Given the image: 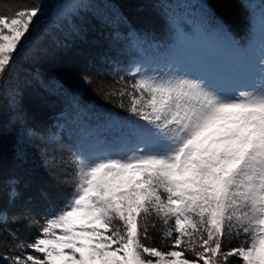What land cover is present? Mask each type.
I'll use <instances>...</instances> for the list:
<instances>
[{
  "label": "snow or ice",
  "instance_id": "obj_1",
  "mask_svg": "<svg viewBox=\"0 0 264 264\" xmlns=\"http://www.w3.org/2000/svg\"><path fill=\"white\" fill-rule=\"evenodd\" d=\"M201 11L204 31L241 53L228 78L157 77L136 66L126 73L134 82L117 88L122 76L109 86L108 95L128 98L131 117L117 121L127 129L123 147L46 159L73 191L42 224L31 221L39 228L32 241L0 242L6 264H264V4L259 35L243 43L206 5ZM41 15L42 3L0 13V86ZM152 216L164 237L175 233L168 250L145 243ZM241 233L240 246L223 250Z\"/></svg>",
  "mask_w": 264,
  "mask_h": 264
},
{
  "label": "trees",
  "instance_id": "obj_2",
  "mask_svg": "<svg viewBox=\"0 0 264 264\" xmlns=\"http://www.w3.org/2000/svg\"><path fill=\"white\" fill-rule=\"evenodd\" d=\"M39 1L0 0V13L10 15ZM192 1L199 8L202 4L206 5L228 25L233 34L242 37L249 30L250 16L259 11L260 4H264V0ZM180 2L82 0L70 11L48 17L40 27L39 34L26 45L27 49L19 53L14 70L0 86V213L9 217L8 223L0 222V242L5 246L36 238L39 228L31 221L39 220L42 224L50 211L63 207L73 191L71 186L64 183L65 177L59 170L53 172L45 165L46 159L51 164L54 157L56 160L67 158L71 150H66L65 146L61 148L62 151L54 149L51 139L46 143L34 134L30 136L31 143L20 148L19 125L35 133H52L58 135V139L67 140L62 124L71 116L79 121L80 115L81 118L86 117L81 110L89 109V115L98 116L104 127L110 124L107 122L108 119L112 120L111 116L116 119L127 117V96L108 95L109 86L122 76L124 81L117 88L125 82H134L133 76L127 75L123 69L122 73L119 68L127 65L137 48L147 49V52L159 56L166 54L164 44L169 40L168 28ZM141 8L147 10L146 14ZM182 9L179 13L183 16ZM131 14L139 19L140 24L131 18ZM143 28H150L151 32H143ZM81 30L86 33L76 37ZM59 35L62 36L58 38ZM48 41L51 43L50 58L42 53L45 44H50ZM154 41L162 45L157 43L153 47ZM48 64H51V68ZM86 76L91 78V83L85 81ZM9 85L17 91L12 101L6 94L12 89ZM122 102L124 108L119 107ZM13 217L16 219L13 220ZM148 222L150 239L145 243L168 250L175 233L172 238L164 237L165 226L155 216L149 217ZM153 222L155 228L151 227ZM244 239L243 233L239 237L233 234L231 239L226 237L223 250L240 246ZM240 262L238 257L228 259L230 264ZM0 264L6 262L0 258Z\"/></svg>",
  "mask_w": 264,
  "mask_h": 264
},
{
  "label": "rangeland",
  "instance_id": "obj_3",
  "mask_svg": "<svg viewBox=\"0 0 264 264\" xmlns=\"http://www.w3.org/2000/svg\"><path fill=\"white\" fill-rule=\"evenodd\" d=\"M81 1L82 0H40L39 3L43 4V15L38 17L40 21L38 28L35 31L30 29L31 36L29 41L39 34L38 32L41 30L40 27L48 19V17H50L52 14L63 13L66 10L70 11ZM180 9H182L183 16L178 14ZM200 9L201 8H199V6L192 0H181L179 7L177 8V12L175 11L176 14L173 15V19L180 21L179 18L183 17V21L185 22L187 28L186 33H189V35L187 38H183V30L185 29H179L182 25L179 24V22H174L176 27L170 26L172 28H168L169 43L164 45H167L166 48L170 51V53L164 58V61H159L157 58L153 60L152 56H150V53L147 52L149 50L137 48L136 54L131 56L130 60L127 62V65L124 67L122 65L119 70L121 71L123 69V71H126L125 73H127L136 66H141L142 69H147V73L149 75H155L157 77L165 76L170 71H179L181 73L194 71L199 75L227 79L228 73L231 72L233 62L241 55V53L226 44H222L211 35H206L203 37L199 33L205 32L203 30L205 27V21L203 18V13H200ZM145 11L147 10L143 8V14H146ZM131 16V18L134 20L135 17L132 14ZM135 21L140 24L138 18L135 19ZM249 25V30L245 36L242 37V35H236L235 33V37L238 41L242 43L247 41L251 32H255L257 36L259 35L262 25L259 11L250 16ZM194 28L201 31L195 30V33H193L191 30ZM142 31L151 32V29L143 28ZM84 33L86 32L81 30L79 34H76V37L81 36ZM61 36L62 35H59L58 38ZM21 43L23 44V40ZM157 43V41H154L152 46L155 47ZM158 45L160 46L162 43L160 42ZM25 49H27V46L24 47V50ZM42 50V53L47 55L45 57H51V43L45 44V47L42 48ZM21 51L22 50L18 46L17 53H20ZM16 55V53L13 54L14 58ZM47 66L51 68V64H48ZM123 71L121 72L124 73ZM133 79L135 80V77H133ZM8 87L12 89H10L6 94L9 95L10 101H12V97L14 98V93L17 91L12 87V85H9ZM241 90L248 89L242 87ZM81 111L82 113H85L84 115H86V117L81 118L80 115V121L77 118H69L68 114L69 120L64 127L63 133V135L67 137V140H62V138L58 139L59 136H54L52 133L51 135H46L41 131H37L35 133V131L32 130L34 136L46 143L51 139L50 141L54 143V149H61L65 146V149H68V151L70 149L71 152H76L79 150L80 152L84 153L102 154L109 151H118L123 147L127 129L117 121H125L126 118H130V113L125 114L127 117L122 116L118 119H116L115 116H111L112 120L108 119L109 122H107V124H110L107 127H104L102 124L103 121L99 119L98 116L89 115L91 112L89 109ZM18 131V146L20 148H24L25 145L31 143L30 135H28V129L20 124ZM67 143H69V145ZM42 153L45 155L43 151ZM237 264H242V262Z\"/></svg>",
  "mask_w": 264,
  "mask_h": 264
}]
</instances>
